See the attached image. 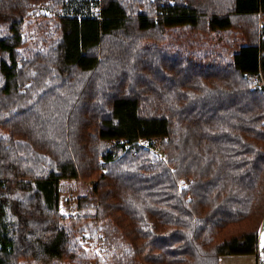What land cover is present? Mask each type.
Returning a JSON list of instances; mask_svg holds the SVG:
<instances>
[{
  "label": "trees",
  "instance_id": "1",
  "mask_svg": "<svg viewBox=\"0 0 264 264\" xmlns=\"http://www.w3.org/2000/svg\"><path fill=\"white\" fill-rule=\"evenodd\" d=\"M261 18L264 0H0V264L254 254Z\"/></svg>",
  "mask_w": 264,
  "mask_h": 264
},
{
  "label": "rangeland",
  "instance_id": "2",
  "mask_svg": "<svg viewBox=\"0 0 264 264\" xmlns=\"http://www.w3.org/2000/svg\"><path fill=\"white\" fill-rule=\"evenodd\" d=\"M264 22V19L261 18L259 23L261 24ZM91 181L85 180H71V181H62L60 184V200H59V208L62 214L64 215H71L74 213L76 206H77V199L78 197L83 194L87 188H92ZM260 245L264 246V223L260 232ZM101 245L99 244L94 249L97 252L100 250ZM254 258V257H253ZM255 259V258H254ZM256 261V260H255ZM59 264H72L71 260L64 261ZM219 264H254V261L250 257H243V256H225L220 258Z\"/></svg>",
  "mask_w": 264,
  "mask_h": 264
},
{
  "label": "built area",
  "instance_id": "3",
  "mask_svg": "<svg viewBox=\"0 0 264 264\" xmlns=\"http://www.w3.org/2000/svg\"><path fill=\"white\" fill-rule=\"evenodd\" d=\"M252 256L256 260L255 264H264V246L259 244L257 251Z\"/></svg>",
  "mask_w": 264,
  "mask_h": 264
},
{
  "label": "crops",
  "instance_id": "4",
  "mask_svg": "<svg viewBox=\"0 0 264 264\" xmlns=\"http://www.w3.org/2000/svg\"><path fill=\"white\" fill-rule=\"evenodd\" d=\"M226 256H232V255H226ZM233 256H243V257H250V258H252V259H253V261H254V264H255V259L253 258V256H252V255H233ZM223 257H225V256H222L221 258H223Z\"/></svg>",
  "mask_w": 264,
  "mask_h": 264
}]
</instances>
